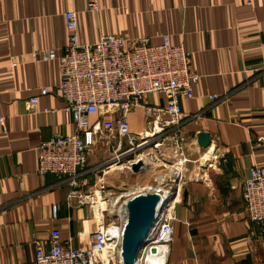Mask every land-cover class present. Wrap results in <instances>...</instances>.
<instances>
[{"label":"crops","instance_id":"1","mask_svg":"<svg viewBox=\"0 0 264 264\" xmlns=\"http://www.w3.org/2000/svg\"><path fill=\"white\" fill-rule=\"evenodd\" d=\"M86 1L0 0V264H34L32 240L48 248L55 228L76 247L77 236L93 227L90 206L69 195L70 179L38 174L37 147L74 130L58 91L57 61L34 57L50 49L62 54L67 10L77 13L82 43L113 34L130 42L147 37L156 46L169 35L172 46L190 53L191 71L200 77L194 98L179 100L177 133L186 161L173 154L169 137L162 142L174 158L170 175L179 177L178 193L166 210L172 241L165 264L264 262V235L248 219L241 190L248 170L264 165V0H96L94 13L86 11ZM10 57L17 62L14 69ZM41 88L49 90L46 96H39ZM209 95L218 98L211 101ZM33 96L38 103L30 110ZM146 98L144 105L164 104L161 96ZM127 121L132 133L147 131L143 108L130 112ZM199 134L209 135L208 148L199 144ZM151 154L134 157L145 162L141 171H128L131 183L146 184V171L155 165ZM110 155L101 154L98 165L89 155L77 179L90 185L80 194L101 182L111 189L126 185L119 173L125 168L100 173ZM162 177V182L154 178L157 185H147V192L161 197L169 192Z\"/></svg>","mask_w":264,"mask_h":264},{"label":"built area","instance_id":"2","mask_svg":"<svg viewBox=\"0 0 264 264\" xmlns=\"http://www.w3.org/2000/svg\"><path fill=\"white\" fill-rule=\"evenodd\" d=\"M86 4L88 13L99 10L96 0H87ZM63 18L67 41L62 54L50 49L35 53L34 57L42 62L57 61L58 91L65 110L73 116L74 130L69 135L56 133L37 147L38 174L70 179L69 195L80 204L90 206L93 227L77 236L76 247L70 238L63 241L57 228L50 233L48 248L39 239H33L34 264H122L123 219L127 215L124 202L129 198L117 199L118 193L101 182L96 189L99 194L96 204L91 190L80 194L77 178L87 169L88 157L100 141L113 150V156L98 168L101 173L117 165L130 171L134 157L141 150L150 146L160 148L166 137L173 145V154L182 158L183 145L177 133L182 119L179 100L194 98L193 86L200 77L191 71L190 53L182 45L172 46L167 34L161 36L162 41L156 46L151 45L147 37L130 42L113 34L102 35L93 43H82L76 11L67 10ZM16 65L15 59L10 57V68ZM48 92L47 88H41L39 96H46ZM149 95L163 97V106L144 105ZM208 98L215 101L218 97L209 95ZM28 103L31 110L38 103L37 96ZM140 107L147 131L136 135L131 132L127 117ZM92 117H96V121H92ZM123 142L127 146L125 150ZM130 156L133 158L128 160ZM182 161L186 160L182 158ZM247 174L241 185L243 206L248 219L259 225L264 235V165L251 167ZM113 203L114 211H111ZM52 212L53 217H57V206L52 207ZM170 221L165 211L150 242L139 253L137 264H146L150 258L166 263L168 245L172 241ZM153 248L155 253L151 252Z\"/></svg>","mask_w":264,"mask_h":264},{"label":"water","instance_id":"3","mask_svg":"<svg viewBox=\"0 0 264 264\" xmlns=\"http://www.w3.org/2000/svg\"><path fill=\"white\" fill-rule=\"evenodd\" d=\"M199 144L206 149L209 146V135L199 134ZM143 169L141 163H133L131 170L139 172ZM179 177L175 178L176 186ZM170 192V191H169ZM175 194L170 192L164 200L157 193L139 194L126 204L127 221L122 234V264H137L141 250L148 245L152 235L158 228L161 217ZM155 253V249H151Z\"/></svg>","mask_w":264,"mask_h":264},{"label":"rangeland","instance_id":"4","mask_svg":"<svg viewBox=\"0 0 264 264\" xmlns=\"http://www.w3.org/2000/svg\"><path fill=\"white\" fill-rule=\"evenodd\" d=\"M122 146H123V150H125L127 148L125 142H123ZM167 147H168V145H166V143H164V144H162V146L160 148H154L153 146H150V147H147L144 151L141 150L139 152V155L140 154L145 155L146 153H149V152L152 153L149 156V158H150V161H152L155 164L154 168H152L153 170L151 172H147L146 171V173H147L146 177L148 178V180H146L147 181L146 184H140V185H141L142 188H146L147 185L155 186V185H157V182L155 181L154 178H160V177L162 178V176H165L167 179L163 183L164 189L169 190L170 192L174 193L175 197H176V195L178 193L177 192V186L178 185L176 186L175 179L172 177V175H170V174H172L171 172H173V170H174V168H171V167H173L175 165V163H173V159L174 158L168 153ZM112 151H113L112 147L108 146L106 142L100 141V144L98 142L96 148L92 152V160L94 161L93 163H96L97 165H98L99 162L102 163L101 156H100L101 154H105L106 156L111 154L108 157V158H111L113 156L112 155ZM152 156H153V159H152ZM131 158H133V157L130 156L128 158V160L131 159ZM125 161H126V159L124 160V162ZM117 166H120V165H117ZM116 171L118 172V170H115V172ZM119 173H120L121 176H123L125 178L126 185H124L123 187H118V188L114 187V188L111 189V191L113 193L114 192L118 193L117 197L122 195L120 193H127L128 188H130L131 186L136 185V184L131 183V176L128 175L129 173H128L127 169H124L123 172L119 171ZM98 175H100V174H98ZM86 184L87 185L81 184L79 186L78 190L86 189L87 186L90 185V183H87V182H86ZM100 184H98V186L96 188H94V190H96L99 187ZM140 185H136V186H140ZM91 191L93 192V189ZM87 193L84 192V193H81V194L85 195ZM175 197H174V199H175ZM124 200H125V198L122 199V201H124Z\"/></svg>","mask_w":264,"mask_h":264},{"label":"bare ground","instance_id":"5","mask_svg":"<svg viewBox=\"0 0 264 264\" xmlns=\"http://www.w3.org/2000/svg\"><path fill=\"white\" fill-rule=\"evenodd\" d=\"M138 157H140V158H138ZM137 158L138 159H134V162L135 163H144L145 161H142L143 160V156L141 157V156H137ZM146 164L148 165V163L146 162ZM114 167H116L117 169H119V170H121V169H123L124 167H123V165H120V166H114ZM154 168V167H153ZM144 169V168H143ZM152 169V168H151ZM153 170V169H152ZM149 171V170H148ZM176 175V174H175ZM164 180V177H162V178H159V181L160 182H162ZM155 188H157V187H155ZM178 188V187H177ZM148 189H150V188H148V187H146V188H144V189H142V188H140V187H137V186H131L130 188H128V191H127V193H123L122 195H120V196H118V197H116L117 199L118 198H121V197H124V198H126L127 199V197L129 198V199H127V200H125V204H127L130 200H131V196H134V195H136V194H142V192H147V190ZM151 191V190H150ZM93 193H94V198H93V202L94 203H96V204H98V201H97V197L99 196V194H98V191L97 190H94L93 189ZM169 193L170 192H167L164 196H162L161 197V199H165V198H167L168 196H169ZM114 205H115V203H113L111 206H110V209L109 210H111V211H114ZM96 206H98V205H96ZM121 211V210H120ZM127 217H128V212H127V215H125V218L123 219V223H125L126 221H127ZM146 264H162V260L161 259H159V258H157V259H148V261H147V263Z\"/></svg>","mask_w":264,"mask_h":264}]
</instances>
